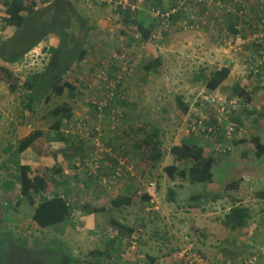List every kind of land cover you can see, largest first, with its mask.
Segmentation results:
<instances>
[{"label":"rangeland","instance_id":"1","mask_svg":"<svg viewBox=\"0 0 264 264\" xmlns=\"http://www.w3.org/2000/svg\"><path fill=\"white\" fill-rule=\"evenodd\" d=\"M4 1L0 0V36L3 39L10 37L14 33V28H3V19L6 17L3 5ZM70 1L81 15L88 20L89 25H91L90 27H93L88 37H85L83 33L77 32L78 34L75 35L74 40L76 41L75 44L79 45L78 47L85 48L89 52L96 46L98 48L104 47L108 53H112L111 51L114 50L123 59V64L126 62L124 57L127 52L120 53L123 52L120 51L122 48L128 51L127 54L130 59L137 57L132 49V45L134 46V44L138 47L136 40H134L138 32L136 25L134 30H132L130 24L127 25L125 21L121 22L119 20L111 24L114 29V32H112L113 36L116 35V37L107 36L102 29L100 21L105 20L109 26V16L111 14L112 16H119L113 6H105L102 2L103 0ZM116 1L119 2L118 0ZM171 1L168 0L169 3ZM209 1L211 0H205L206 5L201 6H198L194 0L187 1V10H184L185 14L193 17L190 13L193 12V9L196 11V16L194 17L196 20L188 30H184L178 24L170 25L168 22L165 23L164 27L161 26L156 29L158 38L156 41H151L149 45L151 48L149 50L148 45L142 49L141 55L145 58L153 51L152 56L155 57V53H158L162 57L163 62L165 61L164 71L166 76L152 74V78L149 77L146 82L139 85V87L141 86V91L138 90L139 87L136 88V92L141 95V99L130 97L129 103L130 107L133 108L131 109L132 113L127 112L128 117L125 118L123 116L124 120L122 119L120 123V126L122 125L129 132L135 129L137 125H147L145 133L152 132L154 128L160 130L161 150L165 155L163 160L155 168H152L151 161L145 157V153L142 150L143 145L141 144H137L136 152L138 157H135L137 158L135 159L136 171L141 181L146 183V181L155 180L158 184L159 210L149 211L148 203L145 200H140L139 203L143 204V208L139 209L138 205L133 204L129 206L131 211L128 212L129 223L144 228L140 241V245H142L140 248L141 253L147 251L153 256H162L170 251H178L192 243L195 250L201 253L206 254L207 249H210L209 259L213 261L215 250L211 248H213L214 244H211L210 241H207L206 244L205 238L209 232L214 235L218 232L219 236H222L221 239L226 238L221 226L223 225L224 215L231 203L228 204L226 201L213 203L210 201V198H206L205 194H203L204 192L209 193L207 191L211 190L210 187L213 188L214 183L209 185L197 182L189 185V183L182 182L179 179H172L165 170L167 166L177 164L175 155L171 152L172 147L180 145L186 138L192 140L198 139L204 143V138L206 137L187 132L185 121L189 116L183 113L181 103L188 104L191 110L198 97L231 100L238 97L236 86L243 87L245 90L248 89L246 92L249 95L250 93L252 94V97H250L251 102L249 103L246 102L245 98H242L241 109L239 111V115H241V119L244 121V126L242 125L241 127L243 128L242 134L236 138L245 139L246 142L237 145L234 142L224 143L229 148L232 146L233 152L231 155L224 157L225 159L222 161L218 159L222 164L241 165L236 166L238 168L235 166L229 167L232 170L230 180L239 179L242 175L241 172L249 170L250 165L253 163L252 160L256 159L251 138L257 135L260 137L264 135V72H262L264 69L261 70V73L255 74V66L259 61L258 59L264 56V53L259 54L260 46L264 49V38L262 42L258 41L256 38L258 28L255 24H252V21L264 16V0H234L239 7L242 6L246 10L242 15L239 14V11L233 14L225 12L222 6H229V9L235 10L229 2L230 0H212L213 3L211 5H209ZM168 2H163L165 8H168ZM140 3H143V1ZM119 5L117 4L116 7H119ZM149 25L150 22L148 21ZM235 25L239 27L245 40V45L241 49H238L233 42ZM110 30L112 31V29ZM110 30L107 29L106 31L110 32ZM46 41L42 42L28 55L29 60L25 65H21L16 70L13 81L19 86L16 88V92H11L8 84L0 86V112H3L2 116L3 121H6V130L7 127L12 128L14 124L20 125L22 122L30 124L32 128H35V125L38 126V121L40 122L41 118L50 120V112L53 113L52 111H55L56 108H60L62 105L69 107L73 105L72 97L65 90L62 96L50 94V97L39 98L38 103L34 105V112L24 109L23 104H26L29 100L26 94L28 90L22 89L25 79L34 72L42 71L50 59V53L47 50L50 45ZM43 49L48 53L45 54ZM96 49L93 54L98 52ZM161 50L163 51L162 55ZM165 53L168 54L166 58ZM85 63H87L85 60L79 64L75 63L61 79L62 83L64 81L71 82L72 78H75L78 89L76 92L78 95L75 97L79 101H83L84 104H80V106H88L86 105L87 102H85L86 99L97 98L104 94L101 83L95 77L93 79L91 76H86L88 69H84L86 67ZM231 64L238 65L242 69H238L234 75L229 76L224 86L220 87L219 90L214 92L204 90L206 89L204 86V75L207 76L214 70L224 65L230 66ZM159 71H161V68ZM200 74L202 75V81H197L196 76ZM260 74L262 77L259 76ZM134 90L133 86H131V93H134ZM95 92L98 93L92 96L91 93ZM139 105H141L140 110ZM194 109L196 113H202L203 115L218 114V111L216 112L213 106L206 107L205 105L200 106L197 104V106H194ZM6 115H9V117ZM97 115L95 112V115L92 117L93 119H88L92 123L91 125L101 126L98 121L110 119L105 113L100 117ZM79 116H82V113ZM193 116H196L194 112L190 117ZM83 119L86 118L84 117ZM33 124L35 125L33 126ZM102 124L104 126V123ZM105 128L108 134H112L111 138L116 139L115 135H113L114 129L109 127V121L108 126ZM104 136L107 138V133ZM55 137L56 133L51 136L52 139H55ZM119 137L120 139L123 138L122 141L127 143L130 141L138 142L143 139L144 133L136 131L135 133L125 134L121 131ZM214 139L212 142L218 144V141ZM243 151L251 153L250 157H252V160H250V157L248 161L242 158L241 153ZM240 160L241 163L239 162ZM183 166L184 164H181L179 167L183 168ZM214 170L218 169L214 168ZM250 170L251 172H259L253 166ZM180 183L184 185L183 189L177 188V185ZM263 187L264 184L260 183L253 189H262ZM172 188L179 191L175 202L167 200L168 189ZM219 193L221 194V191ZM193 195H200L201 199L197 202L191 201L189 197ZM0 200H3V198ZM107 203L110 204V200ZM129 207L124 209H128ZM261 207L262 205L258 204L255 209H260ZM4 212V208H1V217L4 215ZM107 217L109 218V216ZM105 221L104 217V225L106 224ZM12 230L17 236L24 237L28 242L27 247L31 249L34 248V241L30 236L38 237L44 233H38L32 227L27 230L26 226L23 229L17 230L13 228ZM44 236L46 242L53 243L49 233ZM36 245L37 250L42 252L43 255L39 256V259L34 264H39V262L44 263L46 255L53 257L55 261H60L64 257L62 252L66 251L63 247L61 250H57L58 248L55 247V244H50L48 247L40 246L38 243ZM53 247L57 251H53Z\"/></svg>","mask_w":264,"mask_h":264},{"label":"crops","instance_id":"2","mask_svg":"<svg viewBox=\"0 0 264 264\" xmlns=\"http://www.w3.org/2000/svg\"><path fill=\"white\" fill-rule=\"evenodd\" d=\"M166 1L168 2V0ZM194 1L200 2L199 0ZM182 2L183 0H172L170 4L175 3L180 9L187 10L186 6L189 0L187 3L185 2L181 5ZM194 12L195 9H193V13ZM113 19L115 20L116 17L113 18L110 15L109 26L105 20L102 22L100 21L103 31L110 37H116V35L113 36L112 33L114 32L111 25L114 23H112ZM119 20H121V17L117 16L115 22ZM107 29H112V31L110 30V32H107ZM47 43H49L50 46L57 47L59 39L52 35ZM150 43L151 42H146L139 47H137L136 44H134V46L132 45L133 52L137 57L133 59L134 66L128 68L127 72L134 75V77L131 78L129 82L130 85L128 84L125 87L121 84L117 88L115 101L104 110V113L107 117H110V119L98 121L102 127L99 125H91L92 123L88 120L95 115V110L91 101L98 100L100 97L86 99L85 102H87L86 105L88 106H83V101H79L76 97H72L73 105L71 109H73V117L64 119L62 121V128H60L58 132L54 130L53 132H48L49 135L43 134L42 137L35 140L19 155L21 164L31 167L33 175H39L45 172L48 174L49 178L47 179L49 186L46 191H43V193L34 198V204L25 201L21 207H17V210H14V207L19 197L20 184L16 179V168L12 162L15 159L13 156L15 150L10 148L6 152V149L11 145L16 146L19 144L21 140L27 138L34 131V128H32L30 124L21 123L17 125L12 121L14 126L12 128L7 127L6 130V121H3V112H0V199L3 198V200H0V210L1 208L5 210L4 215L2 217L0 216V218L3 219L8 217V225L12 227V229L16 228L19 230L26 226L27 230L32 227L38 233L42 234V232H44L43 235L38 237L30 236L34 241V248L32 249L37 248L36 243L44 247L55 244V247L58 248L57 250H61L62 247L65 248L66 251L62 253L74 258L78 264H187L182 254L187 246H184L178 251H170L162 256H153L147 251L141 253L140 248L142 245H140L139 241L133 249L130 243L131 236L135 229L143 227L139 225L136 226V224L131 225L129 223L128 212L131 211L130 205L124 206L119 210H114L111 209V204L107 203L109 200L111 203L117 196H128L132 199L131 205L136 204L139 206V209L143 208V204L139 203V201L143 199L139 194L142 183L136 171L137 167L135 160L137 159L135 157H138L136 147L139 141L124 142L122 141L123 138L120 139L119 134L121 131L125 134H129L135 133L136 131L140 132L141 130L142 125L135 126V129H132L130 132L126 128H123L122 125L120 126L122 119L124 120L123 116L126 118L128 117L127 112L132 113L131 109L133 108L130 107L129 103L131 100L130 97L141 99V95L136 92V88L139 87L141 83L146 82L149 77L152 78V74L156 76H166L164 71L165 61L162 62V66L157 70H152L149 73L144 70V66L151 60L157 58L162 59L158 53H155V57H153V51L149 53L148 57L144 58L143 55H141L142 49L146 48L147 45L148 50L151 48L149 46ZM95 49L98 52L93 54ZM120 51H123L120 53H128L125 48H122ZM111 52L112 53H108L104 47H94L85 59L87 63L84 64L86 66L84 69H88L86 76L98 79L95 75L96 69L105 71L110 77L111 74L117 76L123 74L125 71V68H122L123 61H120L121 59L116 57L114 58L113 55L117 54L114 50ZM127 53L125 54L128 55ZM162 54L163 51L161 50V55ZM167 55L168 54L165 53V58ZM222 67L231 69L230 77L234 75L235 71L242 69V67H238V65L234 64L230 66L224 65ZM160 68L161 71H159ZM137 74L139 75L137 76ZM91 77L90 79H92ZM71 83L77 86L74 77ZM224 84L225 82L221 87H223ZM131 86H133V90L135 89L134 93H131ZM138 90L141 91V86ZM246 90L248 91V89ZM76 92L75 96L78 95ZM97 93L98 92L91 93V95L93 96ZM247 95L249 94L247 93ZM249 96L252 97V94L250 93ZM117 97H122V99ZM117 99H119L118 104H116ZM80 104L83 105L80 106ZM140 109L141 105H139V110ZM113 110L119 113L118 117L115 119L112 116ZM81 113L82 116H79ZM6 116L9 117V115ZM84 117L86 119H83ZM108 121L109 127L114 129L113 135H115L116 139L111 138L112 134H108L105 128L108 126ZM102 123H104L105 127ZM94 128L98 129L101 133V147H96L92 144V136L95 133ZM52 133H56L55 139L51 138L53 135ZM105 133H107V138L104 136ZM260 139L261 144L264 145V135L261 136ZM120 145L126 146L130 151V155H128V157L121 156L118 163L113 165L110 161L113 159V156L117 155L116 148ZM122 160H126L128 165L134 169L137 181L125 182V179H122L123 182L120 183L118 190L115 191L104 183V181L108 179L105 174L109 173L110 176L114 171L113 167L115 169ZM252 161L253 163L250 165L249 170L243 171L242 176L239 177V179H241L239 188L224 194V197L221 198L219 202L226 201L228 204H232L235 201L237 204L247 206L251 209L253 218L247 227L234 232L226 229L222 225L221 228L226 238L221 239L222 236H219L218 232L214 235L208 231L209 234L205 238V243L207 244V241H210L211 244H214L213 248H211L215 250L214 260L212 261L209 259L211 253H209V251H211L210 249L206 248V254L196 250L206 259L208 264H246V258L248 259L253 256H255L256 259L249 258L250 262H253V264H264V201L256 198L257 192L261 189H253L260 183L264 184V155L259 158L256 157V159ZM95 162L100 166V182L89 178L91 171L94 172L95 170ZM227 165L217 160L215 168L219 170L224 167V169H226L225 167H227ZM252 166L259 170V172H251L250 169ZM219 179L220 178L214 176L213 181L209 184L212 185L214 183L213 188L210 187L211 190L207 191L209 193H203L205 197L210 198V201L213 203L215 202L212 200V193L218 191V187L215 185H219ZM106 188L107 190H105ZM262 189H264V187ZM118 191L119 193H117ZM58 195L65 199L71 207L70 217L63 223L55 226L48 228L40 227L32 218L35 209L44 199L49 200ZM258 204H261L262 207L260 209H255ZM127 207L129 208L124 209ZM8 208H10V210L7 211ZM229 209L228 207V210ZM73 213H75V216L72 215ZM107 216H109V218ZM104 217L106 220L105 225L103 223ZM130 229H133V232H130ZM48 233L53 243L46 242L44 235ZM52 250L57 251L54 247ZM247 251L249 252L246 253Z\"/></svg>","mask_w":264,"mask_h":264},{"label":"trees","instance_id":"3","mask_svg":"<svg viewBox=\"0 0 264 264\" xmlns=\"http://www.w3.org/2000/svg\"><path fill=\"white\" fill-rule=\"evenodd\" d=\"M118 1L122 2L119 7H116L117 4H111L106 1L102 2L105 6L113 5V8L117 10V14L121 17V21H125L128 25L130 24L132 30H134L135 25L137 26L136 30L138 32L135 35L134 40H136L138 47L146 42L156 41L158 38L156 29L161 26L164 27L166 22L170 25L178 24L184 30H188L196 20V18H194L196 16V11L191 13L193 17H189L185 14V11L180 9L175 3H167L168 8H165L163 2L166 3V1L164 0H142L143 3H140L142 2L141 0H127L128 3L124 5V0ZM199 1L201 3L197 2L198 6L206 5L205 0ZM229 2L235 9H231V12L233 11L234 13H237L238 11H242L241 13H243L246 11L242 6L239 7L234 0H230ZM208 3L211 5L213 2L211 0ZM3 5L6 12V17L3 19V28H14V33L5 39L0 36V86L8 84L11 92H16V88L19 87L13 82L16 70H18L21 65H25L28 62V55L32 53L35 48H37L42 42L46 40L48 41V39L54 35L59 39V43L57 47L50 46L47 49L50 53L48 64L42 71L34 72L25 79L22 89L28 90V93L26 94L29 100L26 104H23L24 109L34 112V105L38 103L39 98L50 97V94L62 96L65 90H67L69 96L75 97L77 87L69 81L61 83V79L75 63L79 64L83 62L89 54L87 49L78 47L79 45L75 44L76 41L74 40L75 35L78 34L77 32L83 33L85 37H88L92 32L93 27H90L91 25H89L88 20L81 15L70 0H5ZM222 7L225 10L230 8L229 6ZM112 17H116L117 19V16ZM116 19H113L112 23L115 22ZM148 21L150 22L149 26ZM239 31V27L235 25L233 30L234 35L239 33ZM154 34L157 35V37L153 39L152 36ZM43 51L45 54L48 53L47 51L45 52L44 49ZM124 58L129 64L128 68L134 66L133 59H130L126 54ZM120 61H123V59ZM162 62L161 58L151 60L144 66V70L147 73L152 70H157L162 66ZM97 70L98 69L95 70V73ZM230 72V68L222 67L214 70L207 76L204 75L205 88L213 92L218 90L228 79ZM106 76L108 81L117 78V75L112 74L111 77L107 74ZM259 76L261 77L262 75L260 74ZM126 77L131 80L134 75L127 72L123 79L118 81H124ZM196 79L197 81H202V75H197ZM130 80L128 81L129 85ZM103 81L107 82L105 80ZM103 81L100 80L101 84H104ZM120 85L121 83L118 84V87ZM236 94L238 99L245 98L246 102H251L250 96L247 95L243 87L236 86ZM118 100L119 99L116 100V104H118ZM181 109L186 115L190 112V106L188 104L181 103ZM52 112L53 113L50 112V120L41 118L40 122L38 121V126L34 124V131L27 138L21 140L16 146L11 145L6 149V152L10 148L15 150L13 153L15 159L12 162L16 168V179L20 184L19 197L16 200L14 210H17V207H21L25 201L34 204V198L43 193V191H46L49 186L47 179L49 178L48 174L45 172L43 174L33 175L31 167L21 164L19 155L35 140L42 137L43 134L49 135L48 132H53L54 130L58 132V130L62 128V121L64 119H70L74 114L73 109L66 105H62L60 108H56L55 111ZM232 121L237 126L233 140L224 137V131L222 129L217 137L218 144L213 143L210 140L211 138L206 136L204 138V143L198 139L192 140L186 138L180 145L172 147L171 152L175 155V161L177 164L165 168L168 175L172 179H179L180 181L189 184H195L197 182L210 184L213 181L214 176L220 178L219 185L217 184L219 190L212 193V199L214 202H218L224 197V194L237 190L240 186L241 179L230 180L232 170L229 167L241 166L240 164L234 166L231 164L230 166L225 167L226 169L223 167L222 169L214 170L215 163L218 159L222 161L225 159L224 157L231 155L233 152V147L231 146L228 148L229 150H227L224 143L234 142L237 145L246 142L245 139L236 138L239 137V129L244 124L241 115H239V113H234ZM146 128L147 125L141 127L140 131L144 133V137L139 140V144L143 145L142 150L145 153V157L149 158L151 161V167L155 168L165 156L161 150V141L159 138L160 130L154 128L152 132L145 133V130H147ZM251 143L255 150V156L257 158L262 157L264 155V145L261 144L260 136L252 137ZM144 149H146V151H144ZM116 150L117 155L113 156V159L110 161L113 165L118 163L121 156L128 157V155H130V151L124 145L117 146ZM250 154L243 151L241 157L248 161ZM251 158L252 157H250V159ZM244 159L242 160L244 161ZM239 162L241 163V160ZM181 164H184L183 168L179 167ZM102 166L104 168L103 164ZM115 169L113 167V170ZM112 173H114V171ZM105 175L106 178L110 177L109 173H106ZM124 176L125 182L136 180V176L131 177L129 171L127 172L124 170ZM89 178L100 182L99 169L98 174L91 171ZM139 180L142 183L141 188L150 181L144 183L141 179ZM177 188L183 189L184 185L180 183L177 185ZM105 190H107V188ZM219 191H221V194ZM178 194L179 191L177 189H168L167 200L175 202ZM256 198L264 201V189L257 192ZM189 199L197 202L201 197L200 195H193L189 197ZM142 200L147 201L148 197L144 196V199ZM131 203L132 199L130 197L117 196L110 204L111 209L119 210L124 206L131 205ZM229 208L230 209L225 213L222 221L223 226L226 229L234 232L241 230L250 224L253 215L249 207L237 204V202L234 201ZM8 210H10V208H8L7 211ZM70 212L71 207L68 205L67 201L58 195L49 200L44 199L35 209L32 218L40 227L48 228L63 223L70 217ZM8 222V217L3 219L0 218V264H34L43 253L38 251L37 248H28V242L26 239L22 236H17L12 230V227L8 226ZM129 231L133 232V229H130ZM135 231L136 229L134 232ZM143 233L138 237L139 242L142 239ZM248 252L249 251L246 253ZM249 258L256 259L255 256ZM249 258H246V264H253V262H250ZM39 264H78V262L74 258L65 254L60 261H55L53 257L46 255L44 257V263L39 262Z\"/></svg>","mask_w":264,"mask_h":264},{"label":"built area","instance_id":"4","mask_svg":"<svg viewBox=\"0 0 264 264\" xmlns=\"http://www.w3.org/2000/svg\"><path fill=\"white\" fill-rule=\"evenodd\" d=\"M111 4H121L122 2H117L116 0H103ZM142 1V0H141ZM188 0H183L182 4L187 2ZM128 3L127 0H124V4ZM113 6V5H110ZM228 12L234 13L233 11L229 10ZM242 11L239 12L240 15ZM259 22V23H258ZM257 26L258 28V34L256 35V38L259 42H262V39L264 38V16L259 21H254L253 24ZM260 36V37H259ZM153 39L157 37V35L152 36ZM234 45L241 49L245 45V40L243 38V34L241 31L239 33H236L233 38ZM264 53V49L260 47V54ZM118 59H121L118 54L113 55ZM258 63L256 64L255 72L261 73V70H263L264 66V56H261V58L258 59ZM124 65V66H123ZM122 68H125V71L123 74L117 76L114 80L107 79L106 72L103 70H97L96 76L97 80L100 82V80H105L107 82H104V84H101L104 94L100 96L98 100L91 101V104L93 105L95 112L98 114L97 116L100 117L104 114V110L113 104V102L116 99V90L118 88V84H123L125 87L128 85V77L125 78L124 81H118L122 80L125 74L128 71L129 64L125 62L123 64ZM122 98V97H117ZM124 99V98H123ZM199 104L200 106L205 105L206 107L213 106L216 109V112L218 111V114H206L203 115L202 113H196L194 106H197ZM241 106V100L238 98H234L232 100L223 99V98H214V97H198V99L195 100L194 105L191 107V110L188 114L190 117L191 114L194 112L196 116L188 117L185 121V124L187 126V132L190 134H197V135H204L207 137H210L211 141L213 138L214 140H217V137L220 134V131L223 129L224 131V137H226L229 140L234 139V134L236 132V124L232 121L233 120V114H237ZM119 113L116 110L112 111V116L115 119L118 117ZM95 133L92 136V144L96 147L102 146V137L101 133L98 129L94 128ZM227 147V146H225ZM229 147H227V150ZM98 160V159H97ZM100 166L95 162V170L94 173L98 174V169ZM124 170L129 171L131 177H135V171L134 169L128 165L126 160H122L119 164V166L114 170V173L108 177L106 181H104L105 184L109 186L110 189H114L117 191L119 188L120 183L123 181L122 179H125L124 176ZM134 179V178H132ZM110 191V190H109ZM141 196H147L149 199V203L152 206V210H159L158 207V184L155 180H150L147 182L145 186H143V190L139 193ZM75 216V213L72 214ZM142 229L138 228L136 231L132 234L130 243L133 246V249L135 248V245L138 242V237L142 233ZM183 257L185 258L187 264H208L206 259L200 255L192 244L187 246L183 251Z\"/></svg>","mask_w":264,"mask_h":264},{"label":"clouds","instance_id":"5","mask_svg":"<svg viewBox=\"0 0 264 264\" xmlns=\"http://www.w3.org/2000/svg\"><path fill=\"white\" fill-rule=\"evenodd\" d=\"M229 10H231V9H229V8H227L226 10H225V12L226 13H229V14H233V13H230V12H228ZM262 18V17H261ZM261 18H259V19H257V20H254V21H259ZM254 21H252V24H253V22ZM260 47H262V46H260ZM255 74L257 75V73L255 72ZM259 74V73H258ZM262 77V76H261ZM238 98V97H237ZM232 100V99H231ZM241 100V104H242V99H240ZM240 109H241V106H240ZM240 109H239V111H240ZM239 111L237 112V114L239 113ZM242 130H243V128H240L239 129V135L240 134H242ZM257 137H259V135H257ZM136 179V178H135ZM136 181H137V179H136ZM123 182V181H122ZM118 190V189H117ZM142 190H143V188H142ZM140 191H141V189H140ZM158 192H159V190H158ZM117 193H119V191L117 192ZM143 197V199H144V196H142ZM147 203H148V205H149V211H154V210H152V206L150 205V203H149V199L146 201ZM158 204H159V201H158ZM159 207V206H158ZM155 211H157V210H155ZM138 229V228H137ZM143 231H142V233L144 232V229L143 228H141ZM141 233V234H142Z\"/></svg>","mask_w":264,"mask_h":264}]
</instances>
